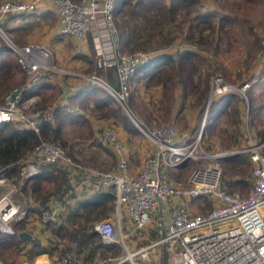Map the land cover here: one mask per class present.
<instances>
[{
    "label": "built area",
    "instance_id": "1",
    "mask_svg": "<svg viewBox=\"0 0 264 264\" xmlns=\"http://www.w3.org/2000/svg\"><path fill=\"white\" fill-rule=\"evenodd\" d=\"M39 1L42 0H2L0 20L11 12L32 10ZM48 1L57 13L60 33L91 40L93 68L86 73L60 69L53 63L48 46L38 42L17 44L0 24V40L15 55L19 67L30 75L53 71L99 86L126 111L129 77L151 58L153 52H119L112 15L115 0ZM98 69L101 72H97ZM108 69H111L110 77L106 74ZM112 71L116 89L110 84ZM212 85L213 94L224 91L243 94L249 84L231 86L216 76ZM72 88V84L69 85V90ZM20 96L17 87L6 94L4 104L0 105V121L24 120L36 130L37 111L30 106L35 96L21 100ZM28 108L32 110L26 112ZM203 119L198 131L188 137L183 132L177 133L172 124L147 130L140 128L153 146L140 168L128 172L125 159L120 157L113 169L97 171L94 175L95 181L110 189L113 195V217L96 220L92 228L103 243L117 245L122 254L88 262L62 256L58 264H153L151 254L159 250L157 264H264V217L261 214L264 210V141L250 142L248 147L231 152H246L251 161L250 186L244 193L236 192L222 177L221 161L228 153H205L201 147ZM95 138L101 144L107 141L116 151L120 149L119 142L107 128ZM187 160L211 161L193 167L181 182L165 176L166 169L179 168ZM21 162L19 182L33 175L42 163H62L74 170L85 169L69 159L56 142L43 139L32 146ZM5 183L6 179L0 177V187ZM15 188L12 185L0 193L1 233L12 234L11 223L25 215V209L11 200ZM202 198L208 203L203 204L204 207ZM37 209L41 223L61 224L64 220V209L59 202ZM122 209L131 223L129 233L150 231L156 237L129 248L121 226Z\"/></svg>",
    "mask_w": 264,
    "mask_h": 264
},
{
    "label": "rangeland",
    "instance_id": "2",
    "mask_svg": "<svg viewBox=\"0 0 264 264\" xmlns=\"http://www.w3.org/2000/svg\"><path fill=\"white\" fill-rule=\"evenodd\" d=\"M148 1L151 2L147 4ZM170 1L130 0L124 8L122 15L119 13L116 18L117 21L121 19L126 22L127 27L129 25L132 26L130 33H132V38H135V40L132 39L133 42L124 46L119 52H168L174 56V63L168 67L164 66L148 79L146 78L141 81L132 79L129 81L126 111L115 101L108 100L105 104L101 105L96 99H89L83 105H79L80 107L78 108L79 110H76L77 112L67 110L64 113L62 110L59 119L62 120L61 136L65 140V146L61 147L69 159L78 162L83 167L88 168L89 165L87 166L86 163L90 164L88 160V156H90L94 160L92 161L93 166L90 168H95L94 170L96 171L111 169L108 166L109 163L113 164L115 162L114 156L109 153H102L103 159H101L97 154V149L94 151L89 149L90 144L94 146H105L108 144L107 141H105V144L98 143L95 138L105 128L109 129L116 140H118V128L122 127L123 131L122 123L128 120L131 127H133L132 130L125 131L124 129V133L119 137H125V139H122L124 141V151L128 153V157L125 160L127 169L136 170L153 149L152 144L143 135L140 128L147 130L163 124H172L177 133H187L188 131L196 133L203 116L204 118L206 115L208 116L207 109L211 102L210 100L214 96L221 94L212 93L214 77L219 76L222 83L236 87H239L244 82H247L250 86V82L252 81L251 89L247 87L243 94L238 91H235L236 94H234V104L240 107V124L238 127H230L231 130L228 132L222 130L225 125L224 121H228L227 119L230 117L229 114H226L219 118L216 117L215 127L209 129L207 132H202L200 137L201 147L205 153H228L221 161L222 177L226 181L236 179L229 188L236 192L244 193L250 186L251 161L249 157L247 158L249 164L242 163L239 167L226 161H229V158L236 154L231 153L232 151L246 148L250 142L264 141V90H262L263 86L260 83L264 70V53L263 51L260 53V51L264 47V40L260 38V51L250 48L247 42L249 36L245 32L248 25L252 29L254 27L255 31L260 20H264V3L262 1L246 4L241 0H179L182 7L170 18L168 11L165 13L166 6L169 5ZM205 11L211 13V26L210 29L202 31L201 34L195 29L196 21L194 18L191 19V17L196 13ZM55 22L56 20L53 17H49L48 20L44 21L32 19V21L27 22V26L15 34L7 31L8 23L3 26V29L9 34L11 40L17 44H22L23 42H38L43 44L47 33L54 31ZM0 24H2L1 20ZM115 28L117 33V26ZM224 34L227 35V39H224ZM16 35L19 37H15ZM202 35L206 41L198 43ZM253 35L258 37L260 33L256 31V34ZM259 37L262 36L260 35ZM15 38L22 39V42H19ZM116 39L118 41L117 35ZM48 47L54 58L55 66L58 68L81 71L83 73L91 70V63H86L84 67L79 63L78 68V66H75L78 62L72 61L70 63L71 66H66L69 63L67 59L68 55L74 48L72 42L60 39V42L58 41L55 45L49 44ZM63 48L65 50H62ZM88 48H90V59L93 60L94 50L92 44L91 46L88 45ZM185 50L191 51V55L186 60L178 59V53ZM57 54L66 63L59 65L55 58ZM8 56L14 57L11 52L8 53ZM20 69V67L16 69L13 75L19 78L22 75L24 80H26V75ZM62 75L64 76L58 77L64 83L67 80L69 81L66 78L68 75ZM251 75L254 77L258 76V78L249 81L247 77ZM196 81H198L199 85L195 90H192L191 85ZM56 91L57 88L47 87V89H44L31 101V108H34L39 102L42 93L50 95L52 93L56 94ZM58 94L54 96L56 100ZM53 123L55 124L56 121L54 120ZM134 125L137 128H135L136 130H133ZM93 128L95 129V134L91 135ZM220 130L222 133L221 136H218ZM262 132L263 137L260 136ZM191 134H187V137ZM221 137L223 141L220 139ZM232 139L235 140L233 142L235 144L232 147H227L225 142ZM95 159H98V161ZM209 161L211 160H187L179 168L166 169L164 174L174 181L181 182L193 167L205 165ZM231 165L234 166V169L231 168ZM21 183L22 181L19 182V178L15 183L6 179L5 185L0 187V193L9 186L13 185L17 187L18 189L15 188L16 191L11 194V200L15 203V199L19 197L16 194L19 192ZM41 183L43 190L46 189L45 187H50L51 185L46 180H41ZM202 199L206 200L205 198ZM261 214L264 217V210H261ZM112 217L111 215L110 218ZM38 221L41 229L38 228ZM121 226L123 232L126 233L124 241L129 248L143 245L149 239L152 240L156 237L150 231H148L149 233L144 232L139 235L135 231L129 233L131 223L124 209H122L121 213ZM22 231L27 232L30 237L39 238L41 243L47 248L50 246L46 244L45 238L49 234L48 227L40 222L38 214L35 213L27 216ZM58 247H61V245H58ZM26 248L27 246L24 250ZM116 254L121 255L122 251L118 248ZM111 255L107 253L104 257ZM48 256L52 261H57L58 263L60 257H57L54 252ZM33 257H35V262L32 259L28 260L27 255L22 254L16 246L7 247L0 251L1 264H39V255L37 254ZM151 260L153 264L159 262L160 250L158 252L154 251L151 254ZM123 264L127 263L124 262Z\"/></svg>",
    "mask_w": 264,
    "mask_h": 264
},
{
    "label": "trees",
    "instance_id": "3",
    "mask_svg": "<svg viewBox=\"0 0 264 264\" xmlns=\"http://www.w3.org/2000/svg\"><path fill=\"white\" fill-rule=\"evenodd\" d=\"M241 1L245 2L246 4H254L262 1L264 3V0ZM128 2H130V0H115L112 10L113 19L114 22L116 20L115 25L117 26L116 35L118 38V50H122L124 46L128 45L130 42H133L132 39L135 40V38H132V33H130L132 26L129 25V27H127L126 22L121 19L120 21H117L116 18L117 14L120 13L122 15V12L124 11V8L127 6ZM150 2L151 1H148L147 4ZM180 2L181 1L179 0H171L169 5L166 6L165 13L168 11L170 18H172L174 13L179 11L182 7L180 6ZM34 12L35 7L29 11L11 12L6 14V17H4L5 20L16 17L22 19L27 16H34ZM210 17L211 13L208 11L193 15L191 19L194 18L196 21L195 29H197V31L200 33L205 29H210ZM1 21V25L3 27L5 22L3 23V20ZM257 26V29L254 31V27L252 29V27L248 25L245 32L249 36L247 40L249 47L260 51L261 45H259V43L260 38L262 37H259L260 35L256 37L253 34H256V31H259V33L264 31V20H260ZM223 37L224 39H227L226 34H224ZM200 39L201 40L199 42L197 41L198 43H203L206 41L203 35ZM88 41L91 46V40L89 39ZM263 48L261 49L260 53L263 51ZM152 52L151 58L146 63L136 68L135 72L129 77V81L132 79L138 80L141 75H145L152 71H154L156 74L164 66L168 67L174 63L175 59L171 53L162 51ZM8 53H10V50L0 40V105L4 104V96L6 93L15 87L19 88L21 91V100L23 98L29 97L32 94H39L40 88L44 87L57 88L56 94H60L63 91L62 88H65V86L67 87L70 84L67 82V80L65 81V83L67 82L65 85L62 79L58 77L64 75L53 71H38L30 75L26 74L22 69H20L22 70V73L26 75L27 79L24 80L22 75L20 78L15 77L13 73L16 71V69H19L18 63L16 61L15 55L13 54L14 57H9ZM190 55L191 51L185 50L178 53L177 56L180 60H186ZM89 57L90 56H86L84 60L86 63L92 64V60ZM92 68L93 64L91 69ZM110 70L111 69H108L106 71L108 77H110ZM97 72H101V70L98 69ZM56 78H58L57 81ZM66 78L69 79L70 76H67ZM257 78L258 76L254 77L253 75L247 77L249 81L255 80ZM251 82L250 86L248 85L250 89L252 85ZM198 85V81H196L194 84L192 83V90H195ZM72 86L73 88L70 90L68 89V93L66 94L67 101L65 105L60 104V100H58L60 99L59 94L57 96V100L54 98L56 95L55 93L50 95H44L42 93L40 95L39 102L33 108L37 111L36 130L29 126L24 120L10 119L0 121V177L9 179L10 182H17L19 178L20 167L22 166L21 159L28 154L32 146L41 138L43 140L55 141L60 146H65V140L61 136L62 120L59 119V116L62 110L64 113L65 111L69 110L68 106L74 104L73 101L75 98L78 99H75L77 101L75 103L79 105H83L85 101L89 99H96L101 105L105 104L108 100H111L112 102L114 101L110 95L99 86L89 84L82 80H79L77 84L75 83ZM192 90H190L191 93H193ZM234 94H236L235 91H226L220 95L214 96V98L210 100L211 102L207 109L208 116L206 115L204 118L201 133L204 131L207 132L209 129H213L216 123L215 118H219L226 114H229L230 117L227 119L228 121H224L225 125L222 130L228 132L231 130L230 127H238L240 124V107L234 104ZM29 110L32 109H28L26 112ZM54 120L56 121L55 124L53 123ZM122 125L126 131L132 130L133 128L131 127V124L128 120L123 121ZM135 128L136 127L134 125L133 130L137 129ZM194 133L195 132H192L191 135ZM221 133L222 131L220 130L218 136H221ZM220 139L223 141L222 137ZM233 142H235L234 139L225 142V145L227 147H232L235 144H233ZM247 158L248 155L246 153H236L229 158V161L226 162L232 163L234 166L239 167L242 163L246 165L249 164V160L247 161ZM234 166L231 165V168L234 169ZM66 167H64V164L62 163H42L38 166L36 172L33 175L22 180L21 186L19 188L20 192L23 195H26L29 192L34 201L37 200V205L27 206V211L24 217L11 223L12 227L14 228V232L12 234L0 233V251L7 247L16 246V248L21 251L22 254L27 255L28 260H31L34 255L42 252L46 253L47 256L54 252L57 257L69 256L82 262H88L94 259H103L107 253L112 255L117 253L118 246L115 244L103 243L100 240L98 233L92 228V224L96 220L105 217H111L112 215L113 195L110 189L99 187L94 191V193H92V195L78 200L76 205H73V207L66 211L64 202L66 197L70 194L69 190L72 188L69 183V179L77 175V178H79V173H81L79 169L70 172ZM233 171H231V173H233ZM237 171L239 170L237 169ZM77 178L75 177V179ZM41 180L49 181L51 183V189L43 190L40 184ZM40 190H42V192H40ZM51 193L53 196L55 195V202H59L63 206L64 220L61 224H55L53 222L43 223L48 227L50 234L45 236L46 244L50 245L47 248L41 243L39 238L30 236L21 238L18 236V232L24 229L25 219L28 215L35 213L39 215L37 209L38 204L47 205V196ZM39 229H41V227ZM58 245H61V247H58ZM26 246L27 248L24 250ZM42 258L43 255H39V259L41 260Z\"/></svg>",
    "mask_w": 264,
    "mask_h": 264
},
{
    "label": "crops",
    "instance_id": "4",
    "mask_svg": "<svg viewBox=\"0 0 264 264\" xmlns=\"http://www.w3.org/2000/svg\"><path fill=\"white\" fill-rule=\"evenodd\" d=\"M34 16H32V17H28L27 16V18L26 17H24V18H22V19H19V18H9V19H7V20H5V17H3L2 18V20H3V23H4V25L5 24H7L8 23V32L10 31V32H12L13 34H15V33H17V31H19L20 29H22V28H24L25 26H27V22L29 21H32V19L33 20H36V19H38V21H44V20H48L49 19V17H53L55 20H56V25H54V31H52V32H48L47 33V35H46V40L45 41H43V39H42V41H43V45H46V46H48L49 44H51V45H55V44H57L58 43V41L60 42V39L61 40H68V41H70V42H72L73 43V46H74V48H73V50L69 53V55H68V62L69 63H67L66 64V66H69L70 65V63L72 62V61H74V62H78L77 63V65H75V66H78L79 65V63L82 65V67H84L85 66V64H86V62H85V57L87 56H90L89 54H90V52H89V49L90 48H88V45H90L89 44V38L88 39H86V40H82V39H79V38H76V37H74V36H72V35H67V34H62V33H60L59 32V24H58V17H57V13H56V11H55V8H54V5L51 3V2H49L48 0H42V1H39L37 4H36V6H35V12H34ZM260 35L262 36V39L264 40V31L263 32H260ZM15 37H19V36H15ZM15 39H18L19 40V42H22V39H20V38H15ZM263 42V41H262ZM24 43V42H23ZM22 43V44H23ZM26 43V42H25ZM42 44V43H41ZM62 50H65L64 48L62 49ZM263 53H264V48H263ZM55 58L57 59V63L60 65L61 63H66L65 61H63V59L61 58V56H58V54L55 56ZM90 58V57H89ZM52 59V61H53V63H54V58L52 57L51 58ZM55 64V63H54ZM80 65V66H81ZM71 66V65H70ZM78 68H79V66H78ZM83 69V68H82ZM81 69V70H82ZM264 69V68H263ZM139 74V73H138ZM155 74V72L154 71H152V72H149V73H147V74H145V75H141L140 76V78H138V81H141V80H144V79H148L149 77H151L152 75H154ZM110 75H111V71H110ZM263 76L261 77L262 78V80L260 81V83H261V85L263 86V88H262V90H264V70H263V74H262ZM260 78V79H261ZM57 81V80H56ZM68 83H70L69 85H73V84H77L78 82H79V79H77V78H73V77H70L69 78V81H67ZM69 85L66 87L65 86V88H62V92L59 94V96H60V99H58V100H60L59 102H60V104H62V105H65V103H66V94L68 93V89H69ZM44 89H47V87H44V88H40V92H42ZM38 94L36 93V94H32V95H30V96H37ZM76 99V98H75ZM74 99V101H73V103L74 104H72V105H69L68 106V108H69V110L70 111H74V112H77L76 110L80 107L79 106V104H77V103H75V102H77L76 100H78V99H76L75 100ZM79 110V109H78ZM95 129L93 128L92 129V134L91 135H94L95 134ZM123 131H124V129H123ZM122 131V127H120V128H118V131H117V134H118V142H119V145H120V149L118 150V151H116V150H114L113 148H112V146H111V144L110 143H108V144H106L105 146H94V145H92V144H90V147H89V149H91V151L93 150H98L97 151V154L99 155V157L101 158V159H103L102 158V153L103 154H106V153H109L110 155L112 154V156H114V158H115V162L112 164H110L109 163V166L108 167H111V169H113L114 167H115V165H116V163H117V160H118V158H120V157H123L125 160L127 159V157H128V153L127 152H125L124 151V146H123V143H124V141H123V139H125V137L124 136H122V138H120L121 137V134H123L124 132ZM126 131V130H125ZM263 132H264V130H263ZM263 132L261 133L262 135H260L261 137H263ZM94 133V134H93ZM126 133V132H125ZM189 133H192L191 131H188L187 133H185L186 135L187 134H189ZM133 134H135V133H133ZM120 136V137H119ZM148 140V139H147ZM264 140V139H263ZM149 141V140H148ZM262 141V140H261ZM150 142V141H149ZM151 144V143H150ZM101 145V144H100ZM124 145H126V144H124ZM127 148V147H126ZM113 150V151H112ZM152 152V151H151ZM151 153H149V155H150ZM148 155V156H149ZM89 158H88V160L90 161L89 163L90 164H88V163H86L87 164V166H88V168L87 167H84L85 169L84 170H79L81 173H79L80 174V176H79V178H77L78 177V175L77 176H75L77 179H75V177H71L70 179H69V183H70V185L72 186V188L69 190V195L66 197V199H65V209H66V211L68 210V209H70L71 207H73V205H76V202L78 201V200H80V199H82V198H84V197H87V196H90V195H92V193H94V191L95 190H97L99 187H101V188H103L98 182H96L95 181V173L97 172L96 170H94L95 168H90L91 166H93L92 164H93V162L92 161H94L93 160V158H91L90 156H88ZM101 159H99V160H101ZM96 160V159H95ZM96 161H98V159L96 160ZM128 161V160H127ZM143 163V162H142ZM141 163V164H142ZM61 164V163H60ZM67 165H64V167H66ZM141 166V165H140ZM67 169H69V171L70 172H73V170L74 169H72L70 166H67L66 167ZM127 168V167H126ZM140 168V167H139ZM139 168H137V169H139ZM136 169V170H137ZM128 170V172H130V173H133V172H135L136 170H132V169H130V168H128L127 169ZM170 178V177H169ZM6 179V178H5ZM236 179H231V180H228V185L229 186H231L232 184H233V182L235 181ZM41 184V186H42V183H40ZM50 187H51V185H50ZM50 187H45L46 189H50ZM42 189H43V187H41ZM18 189V188H17ZM231 189V188H230ZM232 190V189H231ZM16 191V190H15ZM19 192H20V190H19ZM18 192V193H19ZM40 192H42V190H40ZM16 194L17 196L19 195V197L18 198H16L15 199V203L19 206V207H21V208H24L25 209V213H26V211H27V206H35V205H37V200L36 201H34V199H33V197L31 196V194L28 192L26 195H23L21 192L19 193V194ZM16 195H15V197H16ZM55 196V195H54ZM54 196L52 195V193L51 194H49L48 196H47V200H46V203H47V205H50V204H53V203H56L55 201H56V199L54 198ZM38 203H39V200H38ZM207 205L208 203H207V200H203L202 201V204L201 205ZM42 204H38V206H37V208L39 207V206H41ZM44 205V204H43ZM46 205V204H45ZM46 205V206H47ZM204 205H203V207H204ZM196 208H200V206H197ZM33 215V214H32ZM39 221H38V228H40L39 227ZM22 231V230H21ZM145 232V231H144ZM143 231H141V232H139V234H141V233H144ZM1 233V232H0ZM138 234V235H139ZM38 255H43V258L40 260L39 259V264H58L57 263V261L55 262V261H52L47 255H46V253H39ZM32 261H34L35 262V257H33L32 258ZM1 264V263H0ZM28 264H30V263H28ZM35 264V263H34Z\"/></svg>",
    "mask_w": 264,
    "mask_h": 264
},
{
    "label": "water",
    "instance_id": "5",
    "mask_svg": "<svg viewBox=\"0 0 264 264\" xmlns=\"http://www.w3.org/2000/svg\"><path fill=\"white\" fill-rule=\"evenodd\" d=\"M112 75H113V80L110 82V84L112 85V87H113L114 89H116L117 86H116V80H115V73H114V71H112ZM18 236L22 238V237H26V236H29V235H28V233L25 232V231H19V232H18Z\"/></svg>",
    "mask_w": 264,
    "mask_h": 264
}]
</instances>
